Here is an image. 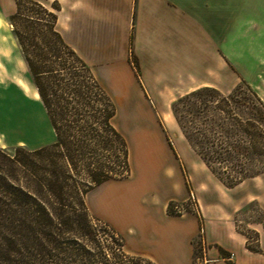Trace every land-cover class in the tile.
<instances>
[{
	"label": "crops",
	"instance_id": "1",
	"mask_svg": "<svg viewBox=\"0 0 264 264\" xmlns=\"http://www.w3.org/2000/svg\"><path fill=\"white\" fill-rule=\"evenodd\" d=\"M38 1L45 6L57 2L56 27L112 98L113 124L129 149L130 172L87 192L91 214L123 237L129 253L156 264H202L195 261V239L201 233L206 255L217 258L210 264H264V224L252 225L260 233L255 248L235 216L250 201L264 197V182L239 195L233 190L244 180L227 184L228 191L225 183L200 180L201 173L216 174L173 111L177 98L203 86L222 93L243 81L263 87L264 0ZM16 11V0L7 5L0 1L12 51V59L4 61L12 68L22 58L29 70L10 19ZM3 77L1 73L0 81ZM28 80L37 88L31 72ZM38 101L55 134L42 98ZM0 132L4 140L5 132ZM191 191L199 199L202 218L171 210Z\"/></svg>",
	"mask_w": 264,
	"mask_h": 264
},
{
	"label": "trees",
	"instance_id": "2",
	"mask_svg": "<svg viewBox=\"0 0 264 264\" xmlns=\"http://www.w3.org/2000/svg\"><path fill=\"white\" fill-rule=\"evenodd\" d=\"M16 2L17 11L10 16L14 33L33 82L50 116L56 138L51 143L34 148L16 145L14 155L0 148V154L8 161L7 169L5 164H0V219H4V228L7 229V248L0 250V264H156L152 260H145L141 255L129 253L123 237L105 221L100 226L104 232L109 233L111 241L102 242L96 236L97 230L92 225L93 214L89 211L86 194L94 185L125 174H112L103 167L96 170L91 168L93 184L82 188L77 182L73 183L72 171L81 166L90 168L98 147L108 149L118 142L116 145L119 146V156L123 159L125 173L127 175L130 172L127 141L113 124L115 104L90 66L64 40L56 27V12L50 11L38 0ZM23 2L33 4L38 7L36 12L48 17L46 25L52 30L57 43L68 48L86 67L87 74L83 79L72 77L73 86L71 83H64L63 78L58 75H54L55 80L51 81V84L44 81L47 70L43 68L42 63L46 61V57L43 52L34 53L35 57L30 53L29 45L35 47L37 43L27 42L28 37L16 22L17 16L22 15L20 8ZM242 86L238 84L227 95L214 87L203 86L173 102V111L183 131L189 142L195 146L188 123L183 121L178 105L181 103L190 107L192 118L189 123L195 125L196 132L203 137H200L196 144L201 148L196 150L214 173V161L219 159L218 154H221L212 149V146L217 144L214 137L217 118L214 110L220 107L221 100L236 101L235 93ZM247 86L252 94V97L248 98L251 99L252 108L256 110L254 114L262 119L259 113L264 109V101L256 89L249 84ZM60 88L63 90L61 93ZM208 95L216 97L215 104L212 101L209 106L211 100L207 98ZM227 111L229 116L237 121L242 134L245 132L251 136L250 130L257 127V123L243 122L240 117H235L233 111ZM200 118L201 126L204 124L202 127L198 124ZM222 125L224 126L219 123L220 127ZM207 131L210 135L206 134ZM225 135L226 140L231 138V128H227ZM224 142L222 141V144ZM225 143L228 144L226 147H235L238 152L245 153L238 144L228 141ZM24 152L47 159L42 175L38 173L37 161L24 157ZM228 158L229 155L223 157L224 160ZM19 167L31 168L36 183H31V179L22 181L17 172ZM244 178L235 182L231 180V183L227 184L234 185Z\"/></svg>",
	"mask_w": 264,
	"mask_h": 264
},
{
	"label": "rangeland",
	"instance_id": "3",
	"mask_svg": "<svg viewBox=\"0 0 264 264\" xmlns=\"http://www.w3.org/2000/svg\"><path fill=\"white\" fill-rule=\"evenodd\" d=\"M0 1H4L7 5L11 0ZM56 6H58L57 2H49V5L45 7L50 11L55 12ZM36 8L38 7L31 3L23 2L20 8L22 15H18L16 18L18 26L23 30L24 35L28 37L27 42L34 41L37 43L35 47L29 45L30 53L34 57V53H44L46 61L42 63V66L47 70L44 74V81L51 84V81L55 80L54 75H58V77L63 78L64 83H71V86H73L72 77L74 79H83V76L87 74L86 67L68 48L57 43L52 30L46 25V18L48 17L40 12H36L38 11ZM0 18L2 19L0 27V61L2 63V66H0V74L4 73L5 75V77H3L4 81H0V115L7 118V124H5L3 117L0 116V131L5 132L4 140V134L0 132V148L6 153L14 155V148L20 141L26 142V144L23 143L22 145L25 144L28 147H36L38 144L46 140H51L49 143L53 142L56 135L49 125L44 107H42L41 103L38 101L41 99V96L39 98L34 97V94L38 89L28 80L30 77V71L24 69V60L22 58L16 59L15 66L14 61L11 63L13 66L12 68H9L4 61V59H12V51L10 46L7 45V19L1 14ZM13 49L14 53L19 55L18 49L15 46ZM9 56L10 58H8ZM18 77L26 82L28 85L27 90L17 83L16 79ZM239 84H242L243 86L235 93L236 101H233V99L221 100L220 107L214 110L215 118L217 117L215 126L216 130L214 133L217 144L212 146V149H216L218 153H221L218 154L219 159H215L214 161L216 175L211 174V176H206L205 173H201L199 174V179L205 183L208 181L209 183H221V185L222 183H225L223 189L228 191L230 189L227 188V183L229 184L231 183V180H234L235 182L245 177L244 181L237 185L235 190H233L238 192L239 195H243L245 191L255 188L253 183L264 182V109L259 113L262 115V119H259L254 114L256 110L252 108L253 104L251 99L248 98L252 97L251 92H249L247 88V84L249 83L243 81ZM249 85L253 87V89H256L264 101V82L262 88L256 85ZM62 91L63 90L60 88L59 92L61 93ZM224 94L227 95L228 93ZM207 98L211 100L209 106L212 105V101L213 104L216 103V101H214L216 97L208 95ZM240 102H244V104H241ZM189 108V106L181 103L178 105L179 113L182 116L183 121L188 123V130L194 139L193 142L195 146L193 147L196 150L201 148L196 144L199 138L201 137L202 139L203 137L196 132L195 125L189 123L190 118H192L189 113ZM209 108L211 109V107ZM228 109L233 111L235 117H240L243 122L257 123V127L253 129L251 128L250 130L252 133L251 136L245 132L242 134V131L238 128L237 121L233 119L232 116H229ZM209 114L211 115V113ZM201 121L200 118L198 121L200 126ZM219 123L224 124V126L222 125V127H220ZM203 125L204 124L202 123V126ZM227 128H231V138L228 140H226L227 137L225 135ZM104 132L106 133V131ZM209 133L210 132L208 131L206 132L207 135H210ZM221 140L238 144L237 146L244 149L245 153L242 154L241 152H238L235 147H226L228 144L225 142L222 144ZM116 144H118V142L108 149L102 146L98 147L94 159H92L93 163L90 168H88V166H81L72 171L73 183L77 182L82 188L86 187V185L92 186L93 181L90 175L91 168L96 170L103 167L106 171H110V173L112 172V174L126 175V168L123 166V159L119 156V146ZM227 155H229V158L224 160L223 157H226ZM24 157H28L30 161H37L38 173L41 175L43 174L46 168L47 159L45 160L26 152H24ZM7 162V159L0 154V164H5L6 169ZM17 172L22 181H29L31 179V183H36L33 180L32 174L34 171L31 168L25 169L24 167H19ZM188 181L193 183L189 173ZM226 197L228 198L229 195ZM235 216L239 229L247 233L249 243L257 248L260 243V233L252 225L260 221L264 224V197L250 201L243 206ZM91 217L92 225L95 227V230H97L96 236L98 239L102 242L109 243L111 241L109 233L104 232L100 226L104 221L93 215H91ZM5 224L4 219L1 218V251L7 248V229L4 228ZM203 236L204 234L201 233L195 239V261L197 263L210 264L215 262L217 258L206 255L208 247L206 249ZM141 256L147 261L151 260L147 256Z\"/></svg>",
	"mask_w": 264,
	"mask_h": 264
},
{
	"label": "built area",
	"instance_id": "4",
	"mask_svg": "<svg viewBox=\"0 0 264 264\" xmlns=\"http://www.w3.org/2000/svg\"><path fill=\"white\" fill-rule=\"evenodd\" d=\"M173 211L179 214L193 212L199 217H203V211L199 199L194 191L190 192L189 197L185 201L173 204Z\"/></svg>",
	"mask_w": 264,
	"mask_h": 264
},
{
	"label": "bare ground",
	"instance_id": "5",
	"mask_svg": "<svg viewBox=\"0 0 264 264\" xmlns=\"http://www.w3.org/2000/svg\"><path fill=\"white\" fill-rule=\"evenodd\" d=\"M1 23H2V19L0 18V27H1ZM10 55H11V54H10ZM8 58H10V56H9ZM16 61H17V60H16ZM0 66H2L1 61H0ZM15 77H17V76H15ZM16 80H17V83H18L19 85H21L24 89H26V90L28 89V85H27L26 82H24L21 78L18 77ZM34 97H35V98H39V97H40V94H39L38 91L35 92Z\"/></svg>",
	"mask_w": 264,
	"mask_h": 264
}]
</instances>
